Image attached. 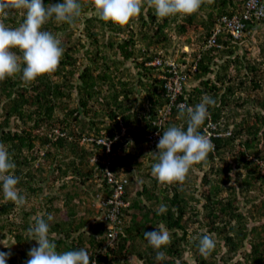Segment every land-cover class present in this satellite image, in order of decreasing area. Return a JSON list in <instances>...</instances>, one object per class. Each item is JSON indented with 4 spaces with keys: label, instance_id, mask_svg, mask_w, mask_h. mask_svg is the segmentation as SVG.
Returning <instances> with one entry per match:
<instances>
[{
    "label": "trees",
    "instance_id": "16d2710c",
    "mask_svg": "<svg viewBox=\"0 0 264 264\" xmlns=\"http://www.w3.org/2000/svg\"><path fill=\"white\" fill-rule=\"evenodd\" d=\"M60 2L44 0L46 6ZM81 3L74 25L53 18L42 26L64 50L54 72L28 84L22 73L0 81V143L16 165L9 174L19 177L16 187L26 200L19 207L5 200L0 185V239L9 241L0 251L10 253L6 264H25L28 251L38 246L27 240V229L34 217L47 220L48 214L54 217L49 238L57 251L84 248L91 264H264V42L253 61L244 41L236 47L228 35L219 38L220 46H199L194 71L182 47L174 58L176 37L192 43L193 31L203 27L207 33L215 13L232 14L240 1L203 0L197 11L210 9L206 21H198L197 11L158 18L145 4L124 26L100 20L90 0ZM6 11L0 22L7 27L23 22L26 10ZM80 24L81 36L73 42ZM252 25L249 21L248 29ZM239 45L242 54L236 53ZM157 57L163 65L146 64ZM169 62L188 76L176 98L163 77L174 74ZM204 93L215 104L208 106L209 118L199 131L209 129L215 149L191 166L182 183L161 184L151 175L158 142L146 135L158 131L161 137L173 125L186 130V113L179 118L178 106L195 107ZM106 135H119L108 153L98 143ZM94 154L99 160L91 162ZM106 166L118 177L122 169L130 176L123 195L130 203L120 208L112 243L96 206L97 194L109 199L117 186L107 180ZM87 200L85 215L80 208ZM162 204L167 211L158 214ZM161 226L170 242L159 249L165 258L158 261L143 234ZM205 233L216 240L207 257L198 248Z\"/></svg>",
    "mask_w": 264,
    "mask_h": 264
},
{
    "label": "clouds",
    "instance_id": "9594fccd",
    "mask_svg": "<svg viewBox=\"0 0 264 264\" xmlns=\"http://www.w3.org/2000/svg\"><path fill=\"white\" fill-rule=\"evenodd\" d=\"M238 1L241 4L234 9L232 14L217 15L215 13L214 21L207 33L201 27V32L194 33L193 31L192 34L195 40L192 43L183 42L182 48L188 59L191 60V67L198 63V57L194 58L193 54L200 48V45L205 47L220 46L219 38L228 35L232 44L237 47L240 41L245 42L256 32L262 31L264 33V0H258L257 6L260 13L253 15L252 19L244 21L245 24L239 36H235L230 32H221L217 36L216 44H209L214 29L222 22L223 17L243 16L249 0ZM90 2L100 20L124 26L140 14L145 4L154 9V13L158 18H166L177 14L191 15L200 8L203 0H90ZM20 9H24L26 12L23 22L18 27H7L5 23L0 22V81L22 73L21 81L28 84L35 81L39 76L54 72L64 51L60 46V40L51 32L42 30V26L53 18L57 23L74 25L82 15L83 4L81 0H63V2L51 3L47 6L44 0H0V14L4 16L8 15L6 10ZM209 10L197 11L198 21H206L209 18ZM203 11H208L205 18L200 14ZM249 21L253 24L251 29H248ZM241 37H243V40H241ZM240 46L242 45L237 48V54L243 50ZM13 49H19L22 56L18 55ZM21 62L24 65L23 67ZM209 76L214 79V75ZM197 82L195 80L193 84L196 86ZM214 104L215 100L204 93L201 102L195 107L178 106L179 118H184L186 113L187 128L184 130L182 127L173 125L163 131V135L157 143L159 151L156 152V162L151 168V175L159 183H182L191 166L205 161L209 153L214 151L215 145L208 134L209 129L205 128L203 132L199 131L201 125L209 118L208 106ZM259 107H262V105H259ZM93 156L91 162H94L92 161ZM15 166V163L10 159L6 146L0 143V185H2L4 199L19 207L23 206L26 200L16 187L19 183V177L9 174ZM262 167L264 170V164H262ZM120 173L127 172L122 169ZM67 179L69 180L70 177H67ZM97 186H100V184ZM166 211L167 206L162 204L158 209V214H163ZM53 219L52 214L47 215V220L40 216L34 217V223L27 229V240H35L38 246H34L28 251L29 259L25 264H91L89 253L84 248L64 252L57 251L56 243L49 238V221ZM143 235L144 239L154 249H157L156 259L158 261L163 260L165 253L159 251V249L170 242L169 232L161 226L153 231H145ZM215 247L216 240L212 235L205 233L199 238L198 248L201 255L207 257ZM9 256L10 253L0 251V264H6Z\"/></svg>",
    "mask_w": 264,
    "mask_h": 264
},
{
    "label": "built area",
    "instance_id": "2783aa9c",
    "mask_svg": "<svg viewBox=\"0 0 264 264\" xmlns=\"http://www.w3.org/2000/svg\"><path fill=\"white\" fill-rule=\"evenodd\" d=\"M257 2L258 0H249L246 4V9L242 17L238 15H235L231 18L227 16L223 17L222 22L217 26V28L214 29L213 34L209 39V44H216L217 36L221 32H230L235 36H239L242 33V28L245 24L244 21L252 19L253 15L260 13V11H258ZM147 64L154 66L163 65L164 60L161 57H157L153 61L148 62ZM169 64L174 67L172 69L174 74L167 77L163 75V77L166 78L165 87L167 88L168 93L171 94L173 98H176V95H178L182 91L183 80H186L188 76L186 73L181 74L180 71L175 68L173 62H169ZM195 68L196 64L191 67V70H194ZM122 132L125 134V126H123ZM118 137L119 135H117L115 138L106 135L98 139V143L105 145V151L108 153L113 151V144L115 140L118 139ZM146 138H149L152 143H154L155 141L158 142L160 139V134L158 131H155L153 133L147 134ZM98 159V155H94L92 161L96 162ZM106 177L108 181L117 183V186L115 188L113 196L109 199H105L104 195L102 196V194H97V207L100 209L101 215L107 221L110 227V231L107 233V236L109 241L112 243L119 229L117 226V218L120 215V208L125 207L130 203V201H125L123 198V195L125 193V184L130 180L129 175L127 173H120L118 177L116 176V173L111 170V168L108 166H106ZM100 196H102V199H99ZM109 205L112 206L110 207Z\"/></svg>",
    "mask_w": 264,
    "mask_h": 264
},
{
    "label": "rangeland",
    "instance_id": "374dc122",
    "mask_svg": "<svg viewBox=\"0 0 264 264\" xmlns=\"http://www.w3.org/2000/svg\"><path fill=\"white\" fill-rule=\"evenodd\" d=\"M207 12L208 11H203V12H201L200 14H201V16L203 17V18H205V15L207 14ZM82 24H80L79 25V27H78V29L76 30V33H75V35H74V37H73V42H78V37H80L81 36V33H80V31H81V29H82ZM189 36H191V37H193L194 35L193 34H190ZM176 37V36H175ZM264 33L262 32V31H258V32H256L255 34H253L252 35V37L251 38H249L248 40H246L242 45H245L247 48H248V51H249V54H248V57L250 58V60H254L257 56H258V54H259V52H260V46H261V43L262 42H264ZM82 38H84L83 36H82ZM173 39H174V37H173ZM181 41H184V39H182V40H180V39H178V37H176V39H174V44L176 45V48H175V52H174V57H178V56H181V54H182V49H181V47L183 46V43L181 42ZM242 46H240V48H241ZM243 52H245V51H240L239 52V54H242ZM79 56H81V54H79ZM260 73H261V75H262V77L264 78V67H262L261 68V70H260ZM261 94H263V92L262 93H260V95ZM243 95L245 96L246 94L245 93H243ZM256 104V103H255ZM200 172V171H199ZM136 174H138V171H136ZM133 178L134 179H132V184H131V187H130V190L132 191L131 192V194H135V192H134V190H136L137 188H138V186L135 184V183H137V179H138V177L135 175V176H133ZM72 179H69V184H72ZM138 182H140V181H138ZM134 185V186H133ZM96 187V186H95ZM81 190V189H80ZM80 190H78L79 192H80ZM92 193H90V195H91ZM90 200H91V198H90ZM92 202V201H91ZM96 203H98V199H96ZM91 204H90V202L87 200L85 203H83L82 205H81V212H84L85 213V210L87 209L88 210V208H89V206H90ZM96 206H97V204H96ZM242 210H244L245 212H246V210H245V208L244 207H242ZM87 213L88 212H86L85 213V215H87ZM263 222H264V219L262 220ZM257 223H259V222H257ZM250 226H251V224H250ZM8 239H5V240H1L0 239V244H4V245H6V244H8ZM250 243L249 242H246V249L247 248H249L250 247V245H249ZM224 250V249H223ZM187 258H189V254L187 253L186 255H185ZM191 261H192V259H190ZM193 264H194V261L192 262Z\"/></svg>",
    "mask_w": 264,
    "mask_h": 264
}]
</instances>
